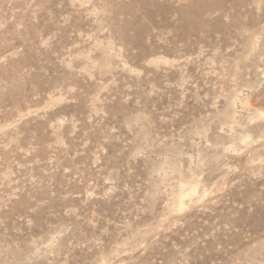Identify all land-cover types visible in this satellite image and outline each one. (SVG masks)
<instances>
[{
	"label": "rangeland",
	"instance_id": "1",
	"mask_svg": "<svg viewBox=\"0 0 264 264\" xmlns=\"http://www.w3.org/2000/svg\"><path fill=\"white\" fill-rule=\"evenodd\" d=\"M0 264H264V0H0Z\"/></svg>",
	"mask_w": 264,
	"mask_h": 264
}]
</instances>
